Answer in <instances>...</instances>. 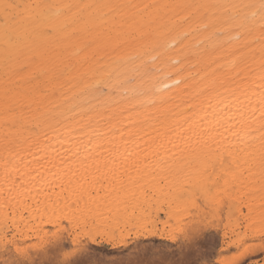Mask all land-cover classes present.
Listing matches in <instances>:
<instances>
[{
  "label": "bare ground",
  "instance_id": "bare-ground-1",
  "mask_svg": "<svg viewBox=\"0 0 264 264\" xmlns=\"http://www.w3.org/2000/svg\"><path fill=\"white\" fill-rule=\"evenodd\" d=\"M261 2L0 0L1 185L17 184L11 171L19 164L65 158L158 155L258 166ZM93 182L88 196L103 184ZM46 192L38 191L43 201L57 195ZM17 199L15 228L22 222ZM115 205L106 208L116 213ZM6 217L0 208V228ZM143 220L140 213L126 224Z\"/></svg>",
  "mask_w": 264,
  "mask_h": 264
},
{
  "label": "rangeland",
  "instance_id": "rangeland-1",
  "mask_svg": "<svg viewBox=\"0 0 264 264\" xmlns=\"http://www.w3.org/2000/svg\"><path fill=\"white\" fill-rule=\"evenodd\" d=\"M242 163L126 155L19 164L11 171L17 184L0 182V208L7 213L0 262L264 264V153H258V166ZM96 179L103 184L88 196ZM41 189L50 197L57 193L45 200L49 208L42 207ZM17 196L22 222L15 228ZM109 202L117 204L116 213L106 208ZM140 213L142 225L126 224ZM115 222L120 226L112 228ZM152 233L166 239L148 238ZM120 241L126 245L113 246Z\"/></svg>",
  "mask_w": 264,
  "mask_h": 264
},
{
  "label": "snow or ice",
  "instance_id": "snow-or-ice-1",
  "mask_svg": "<svg viewBox=\"0 0 264 264\" xmlns=\"http://www.w3.org/2000/svg\"><path fill=\"white\" fill-rule=\"evenodd\" d=\"M260 9L261 12H264V0H262L261 4H260ZM20 253H17V257H19ZM0 264H22V261L17 258V259H12V260H8L6 262H0Z\"/></svg>",
  "mask_w": 264,
  "mask_h": 264
}]
</instances>
